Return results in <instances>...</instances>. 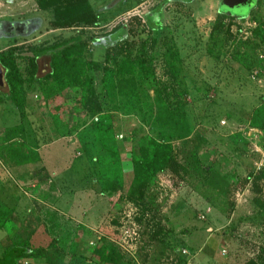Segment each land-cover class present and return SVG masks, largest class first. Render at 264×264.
I'll return each mask as SVG.
<instances>
[{
    "label": "rangeland",
    "instance_id": "obj_1",
    "mask_svg": "<svg viewBox=\"0 0 264 264\" xmlns=\"http://www.w3.org/2000/svg\"><path fill=\"white\" fill-rule=\"evenodd\" d=\"M54 1L0 0L27 102L21 117L0 93V259L21 242L18 264H264V0H88L96 22L68 27L51 24ZM55 40L86 41L93 92L31 80L27 48ZM152 139L173 161L130 198Z\"/></svg>",
    "mask_w": 264,
    "mask_h": 264
},
{
    "label": "trees",
    "instance_id": "obj_2",
    "mask_svg": "<svg viewBox=\"0 0 264 264\" xmlns=\"http://www.w3.org/2000/svg\"><path fill=\"white\" fill-rule=\"evenodd\" d=\"M46 6H42L45 8ZM48 7L54 9V19L51 22L55 27H68L71 24L96 22V14L88 0H56ZM72 22V23H71ZM86 41H81L71 46H63L61 40L44 42L28 47V51L33 52V56L27 59L32 62L30 78L32 81H44L54 79L60 90L70 84L77 85L85 92L94 91L93 79L88 74L87 67L92 68L95 63L86 61L83 57ZM61 48V49H60ZM24 45H14L0 50V65L4 69L5 86L0 87V93L5 99L12 102L19 110L21 117L26 114V99L23 95L22 87L25 79L21 73L17 61V54L25 51ZM42 56H48V69L41 72L42 66L38 60ZM99 65V64H97ZM118 89L121 94L132 93L138 89V82L135 75V66L132 60H124L119 63L117 68ZM83 90V91H84ZM158 101L163 102L162 93L159 88L155 90ZM61 93H57L54 99H58ZM170 102H168V105ZM166 106V108L168 107ZM164 109V106H162ZM22 123V122H21ZM22 125V124H20ZM22 127V126H20ZM33 159V158H31ZM173 151L170 145L163 144L157 140H148L146 144L139 147V156L134 158V182L130 192V198L143 200L144 191L150 179L160 170H163L173 160ZM256 204L264 211V191L259 193ZM29 250L24 243H15L0 260H4L7 255L13 256L12 264H18L19 259ZM180 254V252L177 250ZM115 251L106 256H115ZM182 255L183 259L186 258ZM186 260V259H185Z\"/></svg>",
    "mask_w": 264,
    "mask_h": 264
},
{
    "label": "water",
    "instance_id": "obj_3",
    "mask_svg": "<svg viewBox=\"0 0 264 264\" xmlns=\"http://www.w3.org/2000/svg\"><path fill=\"white\" fill-rule=\"evenodd\" d=\"M223 2L225 3V8L231 4V0H223ZM4 86H5L4 69L0 65V87H4ZM178 251L180 252V254L185 253L181 249H178ZM12 262H13V256L11 254L7 255L4 260H0V264H12Z\"/></svg>",
    "mask_w": 264,
    "mask_h": 264
},
{
    "label": "crops",
    "instance_id": "obj_4",
    "mask_svg": "<svg viewBox=\"0 0 264 264\" xmlns=\"http://www.w3.org/2000/svg\"><path fill=\"white\" fill-rule=\"evenodd\" d=\"M203 5L205 4L206 5V2H204V3H202ZM207 9H209V12H211L212 11V13H211V16L210 15H208V12H207ZM204 11H201V15H203V17L204 16H208V17H214L215 15H217V11L214 9V6L213 7H211V9L209 8V7H205V9H203ZM205 20H206V18H205ZM36 31H39L38 29H36V30H34V32L32 33V36L35 34V32ZM264 67V66H263ZM264 69V68H263ZM189 258H188V260L191 258V261L192 260H195V259H197V258H200L201 256H188ZM191 261H190V263H191Z\"/></svg>",
    "mask_w": 264,
    "mask_h": 264
},
{
    "label": "built area",
    "instance_id": "obj_5",
    "mask_svg": "<svg viewBox=\"0 0 264 264\" xmlns=\"http://www.w3.org/2000/svg\"><path fill=\"white\" fill-rule=\"evenodd\" d=\"M262 102L264 104V92L262 93Z\"/></svg>",
    "mask_w": 264,
    "mask_h": 264
}]
</instances>
